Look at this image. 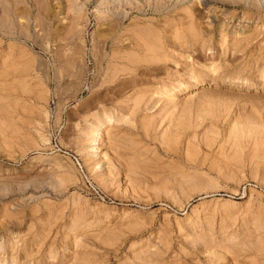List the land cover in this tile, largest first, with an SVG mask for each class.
<instances>
[{
    "label": "rangeland",
    "instance_id": "obj_1",
    "mask_svg": "<svg viewBox=\"0 0 264 264\" xmlns=\"http://www.w3.org/2000/svg\"><path fill=\"white\" fill-rule=\"evenodd\" d=\"M0 264H264V0H0Z\"/></svg>",
    "mask_w": 264,
    "mask_h": 264
}]
</instances>
